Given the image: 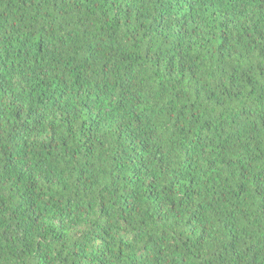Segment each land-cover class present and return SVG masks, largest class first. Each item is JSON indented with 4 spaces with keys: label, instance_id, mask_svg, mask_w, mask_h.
Returning <instances> with one entry per match:
<instances>
[{
    "label": "trees",
    "instance_id": "1",
    "mask_svg": "<svg viewBox=\"0 0 264 264\" xmlns=\"http://www.w3.org/2000/svg\"><path fill=\"white\" fill-rule=\"evenodd\" d=\"M0 264H264V0H0Z\"/></svg>",
    "mask_w": 264,
    "mask_h": 264
}]
</instances>
